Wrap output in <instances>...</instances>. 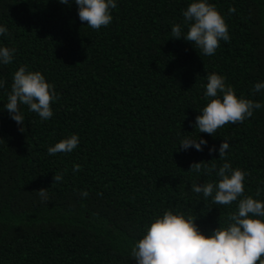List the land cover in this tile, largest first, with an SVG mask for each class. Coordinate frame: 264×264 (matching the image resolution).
<instances>
[{
	"label": "trees",
	"instance_id": "trees-1",
	"mask_svg": "<svg viewBox=\"0 0 264 264\" xmlns=\"http://www.w3.org/2000/svg\"><path fill=\"white\" fill-rule=\"evenodd\" d=\"M189 2L118 0L112 23L94 30L74 3L0 0V23L9 29L0 43L16 50L13 63L0 66V264H136L131 246L168 209L192 216L205 233L225 226L237 204L192 192V184L217 178L189 171L192 163L222 166L208 148L223 140L226 161L248 173L245 195L264 200V191L256 197L264 189V108L214 136L193 127L207 103L208 73L226 77L238 97L264 103L252 92L264 81V0H210L230 34L211 57L172 38ZM21 66L55 85L48 121L21 106L18 126L3 107ZM70 134L80 138L77 149L48 154ZM184 136L208 146L184 151Z\"/></svg>",
	"mask_w": 264,
	"mask_h": 264
},
{
	"label": "clouds",
	"instance_id": "clouds-1",
	"mask_svg": "<svg viewBox=\"0 0 264 264\" xmlns=\"http://www.w3.org/2000/svg\"><path fill=\"white\" fill-rule=\"evenodd\" d=\"M63 5L77 6L79 20L94 30L107 27L112 23V10L117 8L118 0H58ZM235 12V8L230 9ZM183 21L171 27L172 38L191 42L200 53L213 56L220 47L221 41L230 42L228 25L210 0H190L182 10ZM9 34L8 27L0 23V37ZM14 47L0 43V66L13 63ZM204 99L205 106L199 111L193 127L199 133L213 135L225 124L242 123L251 118L256 110L264 108V103L237 96L235 89L227 83L226 77L212 72L206 75ZM0 80V89L5 87ZM253 94H264V81L256 82ZM55 85L49 83L43 73L33 71L27 66L19 67L12 74L7 103L3 105L9 117L22 126L25 116L21 106H27L29 112L36 113L42 121H48L54 115L52 105L58 101ZM24 130L23 127L20 128ZM78 134H70L48 147V154L71 153L78 148ZM208 146L206 139L184 136L179 147L187 151L194 148L204 151ZM230 143L223 140L217 149L215 145L208 148L209 154L218 152L219 159L225 160L222 166H211L192 163L189 171L197 174L215 173L216 180L206 183H194L191 191L202 194L204 198H212L214 204H237V210L229 217L225 226L209 230L205 233L190 215L171 209L154 216L144 225L141 237L130 249V256L136 264H264V200L245 195L247 172L233 168L226 161ZM79 165L73 169L79 171ZM63 179L55 175L54 182ZM264 189H258L259 197ZM41 202L50 197L47 189L37 191ZM87 197L86 190L80 192Z\"/></svg>",
	"mask_w": 264,
	"mask_h": 264
}]
</instances>
